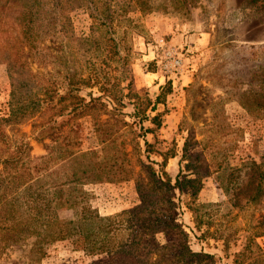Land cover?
Here are the masks:
<instances>
[{"label": "trees", "instance_id": "16d2710c", "mask_svg": "<svg viewBox=\"0 0 264 264\" xmlns=\"http://www.w3.org/2000/svg\"><path fill=\"white\" fill-rule=\"evenodd\" d=\"M192 1L178 0L186 11ZM249 1L264 10V0ZM82 4L96 22L97 38L92 41L79 38L73 28L70 11ZM0 9L1 25L12 28L11 35L0 41V63L6 64L11 83L9 116L0 117V264L9 250L24 244L26 264H39L54 243L73 237L82 240L92 264H216L214 255L191 250L175 189L188 190L185 206L201 236L223 241L227 248L239 233L228 226V215L257 200L264 160L223 163L213 171L226 174L229 181V213H221L215 203L199 204L202 179L211 173L210 164L200 162L203 154L197 147L202 141L183 135L180 162L185 165L173 179L166 165L176 157L174 148L161 149L157 139L152 143L147 138L149 134L156 138L163 126L168 109L159 107H166L171 81L151 98L147 91L142 96L125 92L122 84L130 76L118 78L102 68L110 71L111 61L122 58L113 27L129 13L146 15L160 7L152 6L151 0H0ZM32 64L44 71H34ZM93 88L98 96L91 91L82 95ZM260 88L259 100L242 95L240 104L248 112L264 111V76ZM83 120L91 122L97 142L86 150L79 140ZM27 125L38 132L36 139L51 141L46 155L31 154L27 137L20 133ZM179 131L184 134L182 128ZM130 179L135 181L139 204L101 215L86 186ZM61 207L71 210L72 216L61 218ZM220 218L227 220L218 224ZM258 225L246 231L233 264H264L263 250L256 243L264 228L262 222ZM158 234L164 243L151 247L149 239Z\"/></svg>", "mask_w": 264, "mask_h": 264}, {"label": "rangeland", "instance_id": "374dc122", "mask_svg": "<svg viewBox=\"0 0 264 264\" xmlns=\"http://www.w3.org/2000/svg\"><path fill=\"white\" fill-rule=\"evenodd\" d=\"M151 4L162 9L146 15L129 13L113 27L114 38L118 42L122 58L117 57L111 61L110 71L107 66L102 68L107 73L111 72V76H130L129 80L122 84L125 92L131 90L134 94L142 96L147 91L149 97L153 98L159 93V89H136L135 69L140 70L141 67L144 74L152 73V62H156L153 64L155 72L158 71L164 76L157 63L160 53L154 45L160 38L171 42V37L162 34L161 27L175 26L179 33L188 36L183 37L181 45L174 44L182 52L184 72H188L185 75L183 72L179 77H163L162 85L169 80L173 85L172 94L167 97L166 107H159L160 111L168 109L163 125L168 120L167 117L173 115L166 127L162 126L163 128L157 131L156 138L152 134L147 138L152 143L157 139L161 149L174 148L176 157L170 159L166 165V170L173 179L185 165V162H180L183 135L202 141L197 147L203 154L200 162L210 164L211 173L202 179V189L198 193L197 201L199 204L215 203L219 205L221 213L227 214L230 210L229 181L226 180V174L213 171L219 164L225 166L223 163L235 166L242 162L261 163L264 160V111L259 109L248 112L240 104L242 95H253L250 98L252 102L261 97L260 85L264 76V10L256 4H251L249 0H193L188 11L178 0H151ZM70 16L75 34L79 38L86 41L97 38L93 29L96 22L90 18L84 4L71 9ZM154 29L155 34L152 33ZM11 31L12 28H4L0 23V41L11 35ZM158 33L159 36L154 37ZM152 50L156 52L153 60ZM144 55L149 57L144 59ZM31 68L38 72L44 71L37 64H32ZM138 87L141 88L139 85ZM90 91L94 96L100 94L93 88L83 91L82 95ZM10 93L11 83L7 66L0 63V117L9 116ZM173 94L175 97H172ZM125 111L129 113L130 107ZM145 125L148 126L149 123ZM180 128L184 130V134L180 133ZM33 130L31 125H27L21 128L20 133L27 137L33 156H44L47 154L46 145L51 141L36 139L38 132ZM79 140L85 150L96 146L91 122L81 121ZM151 157L155 161H161L154 155ZM191 160V163H197L195 159ZM262 170L264 171V161ZM184 174H187L186 170ZM86 189L94 194L93 205L101 215H111L139 204L133 179L119 183L89 184ZM175 193L176 200L182 207L180 218L189 234L191 250L214 255L216 264H233L234 254L242 247L246 231H254L260 227L258 222H262L264 228V176L262 191L257 200L241 210L232 209L228 215V226L234 227L239 233L232 237L227 248L223 241H216L209 235L203 237L201 232L195 229L192 214L185 206L189 200L188 190L176 188ZM58 214L61 218H70L72 211L61 207ZM226 220L220 218L216 222L221 224ZM214 229L210 231L213 232ZM164 241V236L158 234L149 239V244L156 247ZM256 243L264 253V236L257 237ZM27 248L28 245L24 244L9 250L1 263L26 264ZM92 262V258L83 251L82 240L73 237L54 243L49 248L48 255L39 264Z\"/></svg>", "mask_w": 264, "mask_h": 264}, {"label": "crops", "instance_id": "0c3cea01", "mask_svg": "<svg viewBox=\"0 0 264 264\" xmlns=\"http://www.w3.org/2000/svg\"><path fill=\"white\" fill-rule=\"evenodd\" d=\"M166 22H168V21H166ZM174 27H175V26L169 27V26H167V25L164 26V27H161V28H160V29H161V33H162V34H168V36L171 37V42H170V43H172L173 45H174V44H180V45H181V43L184 41L183 37H188V36H186L185 34H181V33H179L178 30L175 29ZM155 30H156V29H154V30L152 31V33L155 32ZM153 34H155V33H153ZM159 34H160V33L154 35V37H155V36H159ZM155 49L157 50V48H155ZM155 54H156V52L154 53V51L152 50V60L155 58ZM143 57H144V59H146V58L149 57V55H144ZM187 72H188V71L185 70L184 75H185V73H187ZM134 73H136V75H135V77H136V81H135V82H136V89L141 90V89H143V88H149V87H157V88L159 89L160 86H161L162 83H163V77H162V75L160 74V72H158V71H157V72H152V73H146V74H144L142 68L140 67V70H137V68H136ZM150 75H151V76H150ZM186 77H187V75H186ZM182 78L184 79L185 76H182ZM137 84H138L141 88H139ZM182 84H183V83H182ZM177 89H178V88H177ZM172 97H175V94H173ZM169 99H171V97H169ZM169 99H168V100H169ZM172 115H173V114H170V115L167 117L168 120H166V122L164 123V125H163L164 128H165L166 125L169 123V118H171ZM163 127H162V128H163Z\"/></svg>", "mask_w": 264, "mask_h": 264}, {"label": "built area", "instance_id": "2783aa9c", "mask_svg": "<svg viewBox=\"0 0 264 264\" xmlns=\"http://www.w3.org/2000/svg\"><path fill=\"white\" fill-rule=\"evenodd\" d=\"M154 46L160 53L157 63L163 72V77L170 78L173 75L179 77L184 72L182 52L164 38L158 39Z\"/></svg>", "mask_w": 264, "mask_h": 264}]
</instances>
